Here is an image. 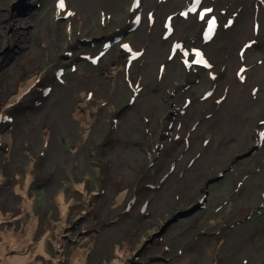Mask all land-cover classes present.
Listing matches in <instances>:
<instances>
[{
    "label": "rangeland",
    "instance_id": "obj_1",
    "mask_svg": "<svg viewBox=\"0 0 264 264\" xmlns=\"http://www.w3.org/2000/svg\"><path fill=\"white\" fill-rule=\"evenodd\" d=\"M17 1L0 264H264V0Z\"/></svg>",
    "mask_w": 264,
    "mask_h": 264
},
{
    "label": "water",
    "instance_id": "obj_2",
    "mask_svg": "<svg viewBox=\"0 0 264 264\" xmlns=\"http://www.w3.org/2000/svg\"><path fill=\"white\" fill-rule=\"evenodd\" d=\"M22 2V0H18L17 1V3H15L14 5H13V7H15V6H17V5H21L20 3ZM28 7H30L31 9L32 8H35V5H29ZM27 13H22V15L24 16V15H26ZM8 49H10L9 47H6L5 49H4V51H7ZM256 148V147H255ZM251 149L250 151H248L247 153H245V154H242V155H239V156H237L236 157V159H240V158H243V157H246V156H248V155H250L253 151H255L256 149ZM232 162H234V161H232Z\"/></svg>",
    "mask_w": 264,
    "mask_h": 264
},
{
    "label": "snow or ice",
    "instance_id": "obj_3",
    "mask_svg": "<svg viewBox=\"0 0 264 264\" xmlns=\"http://www.w3.org/2000/svg\"><path fill=\"white\" fill-rule=\"evenodd\" d=\"M61 7H63V0H61V5H60ZM208 11H211L210 9L208 10ZM201 18H203V17H201ZM215 23V21H212L211 22V24H214ZM211 26V25H210Z\"/></svg>",
    "mask_w": 264,
    "mask_h": 264
},
{
    "label": "flooded vegetation",
    "instance_id": "obj_4",
    "mask_svg": "<svg viewBox=\"0 0 264 264\" xmlns=\"http://www.w3.org/2000/svg\"><path fill=\"white\" fill-rule=\"evenodd\" d=\"M19 41H20V40H19ZM16 47H19V46L16 45ZM8 50H9V49H8ZM8 50H7V51H8ZM7 51H6V52H7ZM10 51H11V50H10Z\"/></svg>",
    "mask_w": 264,
    "mask_h": 264
}]
</instances>
